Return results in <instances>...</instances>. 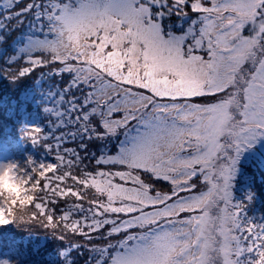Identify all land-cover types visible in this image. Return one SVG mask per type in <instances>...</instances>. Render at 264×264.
I'll use <instances>...</instances> for the list:
<instances>
[{"label":"snow or ice","instance_id":"obj_1","mask_svg":"<svg viewBox=\"0 0 264 264\" xmlns=\"http://www.w3.org/2000/svg\"><path fill=\"white\" fill-rule=\"evenodd\" d=\"M19 2L0 4L3 20L22 25L32 14L35 23L8 77L59 64L71 79L48 93V131L28 130L34 146L55 140V163L29 157L32 174L15 193L0 181V226L26 203L31 220L54 230L124 234L90 249L94 264H264V224L243 219L232 194L241 154L264 138V0H32L13 12ZM69 140L98 146L97 167L76 148L61 152ZM19 168L7 170L9 184ZM158 181L170 190H155Z\"/></svg>","mask_w":264,"mask_h":264},{"label":"trees","instance_id":"obj_2","mask_svg":"<svg viewBox=\"0 0 264 264\" xmlns=\"http://www.w3.org/2000/svg\"><path fill=\"white\" fill-rule=\"evenodd\" d=\"M30 2L32 0H20L12 11H19ZM36 2H43V0H36ZM4 15V10L0 8V22L8 24L10 29L9 31H0V37H2V41H0V157L10 154L14 161H18L20 164L26 163L29 157L37 163H55V140L34 146L29 138L28 130L40 127L48 131L49 121L53 118L44 112V107L53 106L55 102L49 104V96L37 92L45 88L48 93H60L70 83V74L57 75L56 72L60 65L51 64L53 69L50 73H55V75L42 72V70H48L47 67H44L34 69L33 73L25 79L12 81L8 77L6 69L10 68L15 71L17 66H9L7 61L14 56H23L19 49L24 46L22 41L25 42L26 36L30 34V25H33L35 21L32 14H25L20 17L23 24L18 25L15 18L12 21H4ZM20 64L23 65L24 60H21ZM73 91L77 96H80L78 91ZM198 102H204V100ZM34 119H37L35 126L32 125ZM64 131L67 129H60L53 136L60 135ZM43 143L53 145L51 154H47L43 148ZM79 143V140L76 142L69 140L67 144L62 145L61 152H63L64 147L76 148L77 151L81 152L82 157H85L83 165H87L89 169L96 168L90 153L99 152L98 146H90L88 151H83L79 149ZM85 143L89 142L85 141ZM255 160L246 165V176L243 178L246 184H240L234 189V196L236 197L234 200L244 204L241 198L245 195L247 200L248 195L254 194V201L251 205L244 204L242 216L243 219L253 223L264 224V190L258 186L261 183L264 184V169H257L258 161L261 159ZM253 186L260 192H255ZM156 187H162L164 190L161 191L166 192L170 186L158 181ZM155 190L158 189L155 188ZM69 202H73V198H70ZM61 206H63V202H61ZM85 207H88L86 202ZM30 208L35 213L36 210ZM110 227V225L105 226L102 232L106 235V230ZM135 231L138 232L139 230ZM61 235H64L65 239L61 240L59 238ZM119 239H121V234L118 235L117 241ZM108 242L115 244L116 237L103 239L100 233H95L92 242L89 244L84 237L62 232L61 229L54 230L46 227L43 219L38 217L36 220H30L20 226H15L14 223L0 226V261L6 260L9 264H64V257L61 256V253L69 251L68 258L73 260L74 264H90V262L94 264L95 254L90 249L102 247ZM75 245H79V247H75Z\"/></svg>","mask_w":264,"mask_h":264},{"label":"rangeland","instance_id":"obj_3","mask_svg":"<svg viewBox=\"0 0 264 264\" xmlns=\"http://www.w3.org/2000/svg\"><path fill=\"white\" fill-rule=\"evenodd\" d=\"M9 0H0V4H5V3H8ZM193 16L197 15V14H192ZM24 44L25 42L22 41ZM35 58H44V56H47V54L41 56V54L39 53H34L33 54ZM48 70H42V72H47V73H50L53 69V67L51 66V64H49L47 66ZM60 68V66L58 67V69ZM52 75H55V73H50ZM47 75V74H46ZM40 89V88H39ZM38 90V89H37ZM37 93H43L44 95H48V92L45 88H42L41 90H39ZM194 100L196 102L198 101H203V98H194ZM32 125H36L37 124V119H34L32 121ZM31 125V126H32ZM123 138V137H122ZM259 160L258 161V166H257V169L259 170H263L264 169V138H258L255 142L252 143V146L250 148H246L244 150V152L241 154V158L240 160L238 161L237 165H236V173H235V176L232 180V194H233V203H237L235 200H234V189L239 186L240 184H246V181L243 180V178L246 176V165H248L251 161H254V160ZM255 160V161H256ZM8 161H14L13 157L10 155V154H6L2 157H0V163H3V162H8ZM54 162H55V159H54ZM37 163V162H36ZM201 180L202 178H197L194 183L197 184V191L200 190V189H204L206 190V187L201 183ZM163 183L165 184H168L167 182L165 181H162ZM169 185V184H168ZM170 187H168V189L166 190V192H168L171 188V185H169ZM243 186V185H242ZM241 186V187H242ZM260 188H262L264 190V184L261 183L260 185H258ZM159 191L161 190H164L162 187L161 188H158L156 187ZM253 190L255 192H260L259 189H255V186H253ZM250 192V191H249ZM263 193V192H262ZM261 193V194H262ZM246 194V193H245ZM182 195H187V194H182ZM254 194H251V195H248L247 196V200H246V197L245 195L241 198V200H243L244 204L250 206L251 203L254 201L253 198H254ZM236 198V197H235ZM239 200V199H238ZM182 215H187V214H182ZM132 231H135V230H132ZM95 233H91L90 235L92 236V239L89 240L87 238H85L89 244L92 242L93 240V235ZM124 234H121V238L123 237ZM117 238L118 236H116V242L115 244L118 242L117 241ZM3 261V260H2Z\"/></svg>","mask_w":264,"mask_h":264},{"label":"clouds","instance_id":"obj_4","mask_svg":"<svg viewBox=\"0 0 264 264\" xmlns=\"http://www.w3.org/2000/svg\"><path fill=\"white\" fill-rule=\"evenodd\" d=\"M15 164H19L20 168L16 170V176L18 177V179H16L15 184H9V174L7 173V170ZM0 165H2L3 167L0 168V181L3 182L4 188L7 192H17L19 189H22L24 187V185L21 183V179H26V177L29 174H32L30 172L27 171V169H30L32 167V165L24 163V164H20V162L18 161H8V162H3L0 163ZM28 195L32 196V195H39L38 193L35 192H29ZM5 199H9V197H5ZM0 206H4V207H8L7 204H2L0 203ZM33 214V210L27 206V204L25 203V205L21 206V205H16L15 207H13L12 209V213L8 216V219H10L12 221V223L15 224V226H20L21 224H26L31 220V216Z\"/></svg>","mask_w":264,"mask_h":264}]
</instances>
